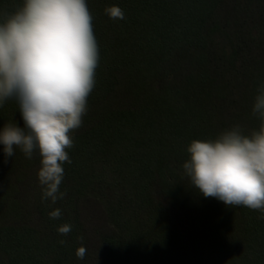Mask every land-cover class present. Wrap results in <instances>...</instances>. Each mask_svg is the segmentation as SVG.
<instances>
[{
	"label": "trees",
	"instance_id": "1",
	"mask_svg": "<svg viewBox=\"0 0 264 264\" xmlns=\"http://www.w3.org/2000/svg\"><path fill=\"white\" fill-rule=\"evenodd\" d=\"M21 3L0 0V13ZM86 4L99 60L70 133L64 196L41 199L38 151L29 159L14 148L7 163L0 151V264H264V214L204 197L182 167L194 139L235 124L259 129L264 0ZM111 5L122 19L105 14ZM16 122L9 98L0 126ZM57 208L61 216L50 218ZM65 223L69 233H58Z\"/></svg>",
	"mask_w": 264,
	"mask_h": 264
},
{
	"label": "clouds",
	"instance_id": "2",
	"mask_svg": "<svg viewBox=\"0 0 264 264\" xmlns=\"http://www.w3.org/2000/svg\"><path fill=\"white\" fill-rule=\"evenodd\" d=\"M104 12L112 19L124 15L117 5ZM91 21L86 0H22L14 11L0 13V107L14 98L23 121L0 126V151L5 163L14 148L29 159L38 151L41 199L50 204L64 196L59 186L64 163H71L70 133L81 126L95 85L99 51ZM252 111L258 130L245 134L235 124L215 139H194L182 167L204 197L264 214V83ZM48 215L58 219L61 210ZM71 227L58 225L57 232L66 235ZM85 251L80 246L75 255L83 259Z\"/></svg>",
	"mask_w": 264,
	"mask_h": 264
}]
</instances>
